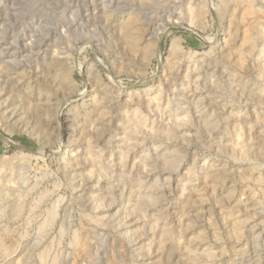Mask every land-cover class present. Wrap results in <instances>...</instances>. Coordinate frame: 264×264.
Instances as JSON below:
<instances>
[{
    "label": "rangeland",
    "instance_id": "374dc122",
    "mask_svg": "<svg viewBox=\"0 0 264 264\" xmlns=\"http://www.w3.org/2000/svg\"><path fill=\"white\" fill-rule=\"evenodd\" d=\"M246 8L0 0V264H264V12Z\"/></svg>",
    "mask_w": 264,
    "mask_h": 264
},
{
    "label": "bare ground",
    "instance_id": "6f19581e",
    "mask_svg": "<svg viewBox=\"0 0 264 264\" xmlns=\"http://www.w3.org/2000/svg\"><path fill=\"white\" fill-rule=\"evenodd\" d=\"M229 1H231V2H234V5L236 4H241V3H243L244 5H245V7H247L246 8V12L247 13H251V12H254L256 9H259V10H261L262 12H264V10H263V7H260V8H258V7H256L257 5L254 3V1L253 0H229ZM182 2V1H181ZM228 3H230V2H228ZM181 4V3H180ZM183 5V4H182ZM185 5V4H184ZM190 5H192V4H190ZM189 5V6H190ZM200 5V4H199ZM207 5V4H206ZM188 8H190V7H188ZM180 9H182L183 10V8H180ZM193 9V8H192ZM207 9V8H206ZM206 9H205V2L204 3H202V5L199 7V13L198 12H196L197 14V16L198 15H200V14H202V13H205L206 12ZM209 9V8H208ZM181 11V10H180ZM197 11H198V9H197ZM243 12V11H242ZM256 12H257V10H256ZM192 13H193V11H192ZM245 14V13H244ZM24 15V14H23ZM22 15V16H23ZM177 15V14H176ZM195 15V16H196ZM247 15V14H246ZM191 16V14L189 15V17ZM201 16V15H200ZM248 16H249V14H248ZM173 17V16H172ZM202 17V16H201ZM204 17V16H203ZM245 17V16H244ZM243 17V18H244ZM190 19V18H189ZM245 19H246V17H245ZM193 20V19H192ZM255 20H257V19H255ZM260 20V19H259ZM252 23H256L255 25H257V23H258V21L257 22H252ZM131 25V24H130ZM251 28H253L252 26H250ZM255 27V26H254ZM124 33H125V37H128L129 38V34H128V32H126V31H123ZM136 32V31H135ZM126 39V38H125ZM243 39H245V41L247 42V43H253V41H254V38L252 37V35H250V34H246V35H244V38ZM156 41V40H155ZM175 41V40H174ZM175 44H176V42H174ZM132 45H133V47H135V46H137L138 45V41H137V39L135 38V39H132ZM176 49L177 48V46L176 45H174L173 44V47L171 48V49ZM133 49V48H132ZM181 49V48H180ZM59 65V64H58ZM239 65V64H238ZM34 80V79H33ZM48 98V97H47ZM46 99V98H45ZM107 99V98H106ZM47 100V99H46ZM100 100V99H99ZM98 99H97V101H99ZM152 100V99H151ZM44 102H45V100H44ZM47 102V101H46ZM100 102V101H99ZM151 104V103H150ZM39 107V106H38ZM96 108V107H95ZM41 109H42V107H41ZM101 110V109H100ZM14 111V110H13ZM42 111V110H41ZM103 111V110H102ZM95 112V111H94ZM98 112H100L101 113V111H98ZM17 113V112H16ZM48 113V112H47ZM66 114V113H65ZM107 116V115H106ZM65 117V116H64ZM69 118V117H68ZM67 120V119H66ZM100 120V119H99ZM129 120V119H128ZM69 121H70V119H69ZM64 122H65V119H64ZM136 122V121H135ZM211 126V125H210ZM67 127V126H66ZM72 129V128H71ZM134 133V132H133ZM173 155V154H172ZM121 159H123V158H121ZM176 160V159H175ZM93 161V160H92ZM177 167V166H176ZM25 170V169H24ZM169 170V169H168ZM177 171V170H176ZM123 172V171H122ZM217 177V176H216ZM212 179H213V177H212ZM217 181V180H216ZM219 181V180H218ZM38 182V181H37ZM204 183V182H203ZM156 185V184H155ZM1 191V190H0ZM231 191V190H230ZM229 191V192H230ZM228 192V193H229ZM232 192V191H231ZM227 193V194H228ZM262 193V192H261ZM47 195V194H46ZM229 195H231V193L229 194ZM39 196H41V195H39ZM144 198V197H143ZM228 199V198H227ZM142 201V200H141ZM194 201V200H193ZM149 202V201H148ZM143 203V202H142ZM157 203V202H156ZM20 205V204H19ZM161 210V209H160ZM185 210V209H184ZM257 212V211H256ZM107 214V213H106ZM52 215H53V213H52ZM56 216V215H55ZM53 218V217H52ZM181 219V218H180ZM51 226V225H50ZM62 228V227H61ZM63 229V228H62ZM41 230V229H40ZM165 230V229H164ZM167 230V229H166ZM261 231V230H260ZM77 236V235H76ZM81 236V235H80ZM75 237V236H74ZM169 237V236H168ZM86 238V237H85ZM76 240V239H75ZM74 240V241H75ZM204 241V240H203ZM161 244H162V242H161ZM50 245V244H49ZM86 245V244H85ZM163 245V244H162ZM83 247V246H82ZM49 248H50V246H49ZM90 248V247H89ZM86 249V248H85ZM85 249H84V251H85ZM45 251V250H44ZM44 251H42V252H44ZM39 253V252H38ZM48 253V252H47ZM48 255V254H47ZM37 256H39V255H37ZM167 257V256H166ZM31 258V257H30ZM40 260H41V262L43 263V264H46V254L45 253H42L41 255H40ZM55 260V259H54ZM57 261V260H56ZM56 261H54V262H56ZM21 263V262H20ZM19 263V264H20ZM26 263V262H25ZM17 264V263H16Z\"/></svg>",
    "mask_w": 264,
    "mask_h": 264
}]
</instances>
